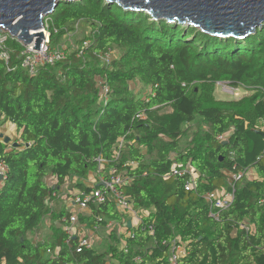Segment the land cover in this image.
Returning a JSON list of instances; mask_svg holds the SVG:
<instances>
[{
	"label": "trees",
	"instance_id": "obj_1",
	"mask_svg": "<svg viewBox=\"0 0 264 264\" xmlns=\"http://www.w3.org/2000/svg\"><path fill=\"white\" fill-rule=\"evenodd\" d=\"M46 19L61 37L84 23L91 44L82 56L69 47L65 60L34 74L22 68L24 46L15 38L8 40L9 63L0 58V127L13 122L24 142L10 147L0 131V164L8 167L0 187V264H172L177 238L187 252L181 264H264V138L256 131L264 126V25L245 38L212 36L107 0L62 1ZM115 48L120 56L103 61ZM135 79L151 92L133 93ZM101 81L111 89L105 103L98 102ZM220 81L250 93L218 99ZM99 158L107 161L103 171ZM175 162L202 175L195 190L185 189L183 177L164 178ZM113 167L125 169L121 188L148 213L133 237L113 230L107 249L77 251L79 237L67 242L62 227L69 213L50 205L54 193L73 175L91 191L84 179ZM244 168L255 177L238 182L232 205L215 219L206 193L224 192L228 173ZM49 215L51 234L34 240ZM126 219L112 199L80 215L92 227Z\"/></svg>",
	"mask_w": 264,
	"mask_h": 264
},
{
	"label": "built area",
	"instance_id": "obj_2",
	"mask_svg": "<svg viewBox=\"0 0 264 264\" xmlns=\"http://www.w3.org/2000/svg\"><path fill=\"white\" fill-rule=\"evenodd\" d=\"M45 34V38L42 41L41 49L33 48L34 44L23 45L24 49L21 53V66L28 73L34 74L38 71L41 66H51L55 63L65 60L68 57L69 47L60 44L53 46L52 42V34L58 33V29L54 28L53 33L51 30V23L48 19L45 20V25L42 29ZM13 38L9 32L0 28V58L3 59L6 64L9 63L11 52L8 48V40ZM91 44V39H84L82 41V45L78 46L74 49L78 52L79 56H82L85 52L84 50L89 47ZM111 51L106 52L101 55V58L105 62H109V56ZM218 86L222 87V90L230 93L231 95H239V90L243 89L244 91H248V88L241 85L239 87H233L228 81H220L217 83ZM111 89L108 84L105 82L100 83V99L99 101L105 103L109 100V94ZM218 140H225L227 137L225 135H219ZM20 146H24V142L21 138L16 139ZM30 144V143H29ZM28 144V145H29ZM124 144V140L121 139L119 142V146L121 147ZM12 145V144H11ZM26 145V144H25ZM11 147V146H10ZM14 147V146H13ZM119 156V152H116V158ZM103 158H99V170L103 171L105 164ZM123 167H126L124 164ZM123 169L121 172L118 171V168H111L106 174H104V179L101 182L104 183L102 186H93L91 191H87L86 189H74L70 188V184L68 181L64 184L61 190L54 193V196L59 197L62 194L72 196L70 199L71 204L74 206V209L70 211V213L63 217V230L68 236L67 242L74 237H79V242L77 246V251H81L84 248H92L91 240L81 235L78 232V223L80 221V215L83 213H87V211L91 210V206L94 204L105 203L109 199H112L117 204V209L127 216V219L122 221H115L125 226V235L128 237H133L134 231L133 229L140 226L143 223L144 214H140L139 210L136 209L125 191L121 188L123 184L127 182L126 172ZM8 167L6 164H0V174L4 175V178L7 175ZM252 169L244 168L239 169L235 172H229L228 174V188L222 193H206L205 198L212 205V211L210 215L215 219H219L220 213L226 209H228L236 195L237 184L239 181L246 177H250L252 174ZM251 172V173H250ZM174 177H183L185 178V189L186 190H195L199 183L202 175L190 164L183 166L181 163L175 162L171 168V170L164 175V178ZM100 182V183H101ZM69 188L70 190L66 189ZM65 191V193H63ZM68 197V196H67ZM128 221H132L135 223V227H128ZM241 227L251 232L253 230L252 225L247 221L241 223ZM147 230L153 234L155 232V228L153 224H149L146 226ZM187 254L185 246L183 243H180L179 239H175L172 241L171 246V256L170 261L172 264H181L180 259Z\"/></svg>",
	"mask_w": 264,
	"mask_h": 264
},
{
	"label": "water",
	"instance_id": "obj_3",
	"mask_svg": "<svg viewBox=\"0 0 264 264\" xmlns=\"http://www.w3.org/2000/svg\"><path fill=\"white\" fill-rule=\"evenodd\" d=\"M62 1L77 0H0V28L23 45L41 49L45 18L53 14ZM126 10L144 11L152 19H165L200 28L212 36L245 38L264 25V0H107ZM264 138L263 128H257ZM5 143L11 142L5 136ZM14 147L20 146L17 140ZM4 175L0 174V182ZM104 183H98L97 186ZM132 227V221H128Z\"/></svg>",
	"mask_w": 264,
	"mask_h": 264
},
{
	"label": "rangeland",
	"instance_id": "obj_4",
	"mask_svg": "<svg viewBox=\"0 0 264 264\" xmlns=\"http://www.w3.org/2000/svg\"><path fill=\"white\" fill-rule=\"evenodd\" d=\"M52 15V14H51ZM51 15H49L48 17L51 18ZM50 23H52V20L50 19ZM76 30L72 33H68L67 35L61 37L59 34L54 33L52 36V44L53 46L56 45H60L63 44L67 47H71L72 50L75 49L77 47V45L85 39V35L86 32H88V26L85 25L84 23H77L76 24ZM121 54V50L119 48H115L111 51L109 59L110 61L114 60L115 58L119 57ZM130 89H132L133 93L141 95L142 97H145L147 94H149L151 92V89L148 85H146V83L142 82L140 79H135L133 81L130 82ZM248 93H250L249 91H244L243 89L239 90V95H231L230 93H227L226 91L222 90V87L218 86L216 87V91H215V96L218 99H223V100H228V99H234V98H240L244 95H247ZM100 102V101H98ZM9 123L5 122L2 123L3 126L7 125L8 127H10V121H8ZM263 128V127H262ZM5 133V131H4ZM190 140H191V136H187L185 138L182 139V143H181V150H186V147L190 144ZM143 152L146 154L147 150L144 148ZM172 155V154H171ZM173 158H175V155H173ZM99 170V169H98ZM251 173V172H250ZM99 173H90V175L88 176V178L84 179V181L87 183H91V184H95V181L97 180V178H95L96 175H98ZM255 172L252 171V174L250 175V177L254 178L255 177ZM99 176V175H98ZM47 181L50 184H54L55 179L51 176L47 177ZM68 182L70 184V188H78L77 187V183L78 180L76 179V177L70 176L68 178ZM62 189V188H61ZM68 197L66 198V201H70L71 197L70 195H67ZM140 214H145L146 212H148V210L146 209H140L139 210ZM86 215L90 214V211L87 213H83ZM53 219L51 218V216L49 215L48 217L45 218L43 224L47 226L52 225ZM61 224L60 222H58V225ZM113 230H117L118 234L121 235L122 232H125V226L117 223L115 221H111L109 220L107 222V224L105 226H98V227H92L91 225H89L86 222H82L81 220L78 223V232L81 235H84L86 237H88L91 242V236L97 235L98 236V240H96L95 242H93L94 246L96 249L98 250H105L107 249L108 245H109V236L111 235ZM48 231V230H47ZM40 233V235H39ZM92 233V235H91ZM41 236H43V234H41L40 229L38 230V232L35 233L34 235V240H38L39 238H41ZM42 239V238H41Z\"/></svg>",
	"mask_w": 264,
	"mask_h": 264
},
{
	"label": "crops",
	"instance_id": "obj_5",
	"mask_svg": "<svg viewBox=\"0 0 264 264\" xmlns=\"http://www.w3.org/2000/svg\"><path fill=\"white\" fill-rule=\"evenodd\" d=\"M7 123H9V122H7ZM10 124H11L10 127H8L7 125H5L3 127H0V131L2 133H4V131H5L4 135L11 137V143H10L9 146L13 147V145H11L12 142L15 141L16 139H19L20 136H21V133L18 131L16 125L13 122H10ZM173 155H175V154L173 153L171 156L173 157ZM175 157H176V155H175ZM98 175L95 176V178H97V180L95 181V184L94 185H97V183H100L101 180L104 179V175H101V174L99 176ZM75 177L78 180V182H80L82 180V177H79V176H75ZM1 185H2V181L0 182V187H1ZM86 185H88L90 187H93L94 186L91 183H87ZM79 188L80 187H78L76 189H79ZM67 190H70V189L67 188L66 189V192H67ZM72 190H73V188H72ZM63 193H65V191ZM66 198H67V195L62 194L61 196H59V197L55 198L54 200H52L51 201V204H50L51 207H52V209L55 210V211H58V210H66V212L70 213V211L72 209H74V206L71 204L70 201H66ZM89 211H87V212H89ZM146 213H148V212H146ZM54 222L58 223L57 220L54 221ZM135 223L132 222V226L133 227H135ZM50 226H47L46 227L45 224H42V226L40 227L41 234H43V236H41L42 239H45V238L49 237V235L51 234L52 230H51V227ZM122 234H125V232L124 233L122 232ZM39 235H40V233H39ZM91 235H92V233H91ZM41 238H39V239H41ZM91 239H92L93 242H95L96 240H98V236L97 235L91 236ZM93 242H92V245L95 248Z\"/></svg>",
	"mask_w": 264,
	"mask_h": 264
},
{
	"label": "clouds",
	"instance_id": "obj_6",
	"mask_svg": "<svg viewBox=\"0 0 264 264\" xmlns=\"http://www.w3.org/2000/svg\"><path fill=\"white\" fill-rule=\"evenodd\" d=\"M11 142H9V145H10ZM3 181V180H2Z\"/></svg>",
	"mask_w": 264,
	"mask_h": 264
}]
</instances>
